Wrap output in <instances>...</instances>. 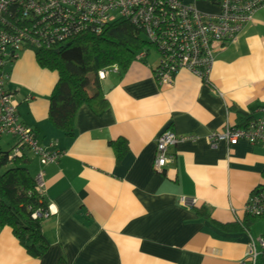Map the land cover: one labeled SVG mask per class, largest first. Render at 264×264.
I'll use <instances>...</instances> for the list:
<instances>
[{
	"label": "crops",
	"instance_id": "1",
	"mask_svg": "<svg viewBox=\"0 0 264 264\" xmlns=\"http://www.w3.org/2000/svg\"><path fill=\"white\" fill-rule=\"evenodd\" d=\"M151 51L126 72L102 80L109 108L97 117L82 107L74 138L48 122L57 76L40 69L33 52L12 64L8 90L22 96V122L42 138L41 145L56 144L64 156L45 170L52 213L42 223L47 252L31 257L5 228L0 264L248 263L249 237L264 239V220L248 232L236 222L264 186V146L212 147L204 138L261 116L264 8L234 43L215 50L207 80L181 69L170 84L158 85L161 57L157 53L150 62ZM77 52L66 58L81 60ZM165 132L201 140L172 149L174 162L160 175L153 163L157 138ZM122 143L126 151L117 157L113 144ZM29 168L36 177L37 161ZM182 198L198 203L182 207Z\"/></svg>",
	"mask_w": 264,
	"mask_h": 264
},
{
	"label": "built area",
	"instance_id": "2",
	"mask_svg": "<svg viewBox=\"0 0 264 264\" xmlns=\"http://www.w3.org/2000/svg\"><path fill=\"white\" fill-rule=\"evenodd\" d=\"M204 2L217 9V13L201 11L197 5ZM264 8V0H0V141H17L10 160L31 154L39 165L35 185L45 195V170L57 166L64 156L56 144L41 145L37 134L21 120V103L16 94L8 90L6 58L27 45L44 43L53 47L72 34L78 35L91 28L101 27L115 20H128L143 32L145 39L161 57L155 72L158 85L170 84L171 78L185 69L200 79L207 80L218 47L234 43L242 31L253 23L255 15ZM14 17L17 24L8 23ZM10 25L5 28L4 22ZM4 26V29H2ZM38 37L33 39L32 35ZM43 44V45H44ZM147 57L146 52L137 55V61ZM119 74L117 68L99 72L101 80ZM259 119L251 120L244 128H227L223 133L211 134L204 139L212 147L225 143L236 147L241 142L264 146V108ZM199 137H179L171 132L161 134L156 141L155 173L162 175L174 162L171 154L178 144L198 142ZM197 201L182 198L180 205L193 209ZM245 214H264V196H253ZM52 215L36 213L34 219H46ZM250 238L248 258L243 264H264V239Z\"/></svg>",
	"mask_w": 264,
	"mask_h": 264
},
{
	"label": "trees",
	"instance_id": "3",
	"mask_svg": "<svg viewBox=\"0 0 264 264\" xmlns=\"http://www.w3.org/2000/svg\"><path fill=\"white\" fill-rule=\"evenodd\" d=\"M8 23L17 24L14 17H9ZM8 23L3 24L7 29ZM4 26L2 29L6 30ZM32 36L38 39L34 34ZM43 44L27 45L16 54L10 53L6 58V71L10 78L12 64L21 53L30 51L40 69L57 76L49 100L48 122L52 130L66 138H74L76 115L82 107H87L97 117L108 110L109 103L102 90L99 72L117 68L122 74L137 61L139 53L148 54L152 50L143 32L123 19L104 25L100 31L89 28L78 35L72 34L62 42L56 41L53 47ZM74 49L80 51L81 60L66 58V54ZM16 145L17 142L8 151L0 148V231L10 229L27 254L39 259L49 246L42 234L44 219H34L33 216L36 213L46 215L49 209L45 195L38 192L35 177L28 169L35 161L31 154L27 152L21 158L10 160ZM113 147L117 157L126 151L125 143L113 144ZM255 195L264 196V186L251 197ZM262 220L264 214H246L236 224L248 232L251 226Z\"/></svg>",
	"mask_w": 264,
	"mask_h": 264
},
{
	"label": "rangeland",
	"instance_id": "4",
	"mask_svg": "<svg viewBox=\"0 0 264 264\" xmlns=\"http://www.w3.org/2000/svg\"><path fill=\"white\" fill-rule=\"evenodd\" d=\"M186 2H193V0H185ZM197 7L201 10V11H203V12H206V13H211V14H213V13H217L218 12V10L217 9H213V8H211V7H209V6H207L206 5V3H204V2H198V5H197ZM68 53H70L69 55H68V58L69 59H73V54L74 53H78L77 52V50L76 49H74V50H71V51H69ZM73 53V54H72ZM27 54H32L30 51H28V52H24V53H21V55H20V58H19V60H17V61H15V63H14V65L15 64H18V61H20V59L21 58H23L25 55H27ZM156 55H157V52L155 51V50H153L152 49V51H151V53H150V57H149V61L150 62H154V61H156ZM158 56V55H157ZM13 67V66H12ZM9 71H11V70H9ZM10 76H11V72H10ZM17 97H18V99L19 100H21V98H22V96L19 94V95H17ZM41 137H40V142L42 143V141H41ZM15 142H17L16 140H10V139H7V140H2V141H0V148L3 150V151H8V150H10L12 147H13V144L15 143ZM29 169V171H30V174L33 176L34 175V172H33V169L31 168H28ZM262 264V263H261Z\"/></svg>",
	"mask_w": 264,
	"mask_h": 264
}]
</instances>
